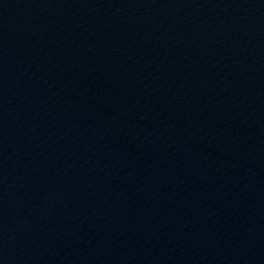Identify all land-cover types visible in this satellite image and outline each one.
<instances>
[{
    "label": "water",
    "instance_id": "obj_1",
    "mask_svg": "<svg viewBox=\"0 0 264 264\" xmlns=\"http://www.w3.org/2000/svg\"><path fill=\"white\" fill-rule=\"evenodd\" d=\"M0 264H264V0H0Z\"/></svg>",
    "mask_w": 264,
    "mask_h": 264
}]
</instances>
